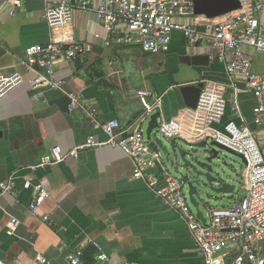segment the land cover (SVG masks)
I'll list each match as a JSON object with an SVG mask.
<instances>
[{
	"label": "crops",
	"instance_id": "crops-1",
	"mask_svg": "<svg viewBox=\"0 0 264 264\" xmlns=\"http://www.w3.org/2000/svg\"><path fill=\"white\" fill-rule=\"evenodd\" d=\"M58 1L24 0L23 7L10 14L9 4L0 0V76L18 74L22 79L0 100V181L13 176L18 192L16 198L0 192V258L6 264H69L67 255L80 248L82 264L198 263L200 253L184 221L150 188L148 178L158 185L162 180L158 168L133 178L132 160L120 149L105 145L89 147L77 157L34 171L29 166L53 146L66 151L84 143L88 136L105 140L103 131L81 109L61 110L56 100L68 93L94 109L97 120L116 118L126 127L143 109L136 92L148 90L162 95L157 125L171 119L181 124L176 138L199 140L207 134L222 138L218 132L223 133L229 121L240 124L231 112L232 90L224 65L215 59L216 52L207 43L188 45L177 31L172 33L168 50L159 54H149L131 43L106 45L108 34L92 11L75 12L69 21L51 27L42 16L48 5ZM204 18L198 16L196 21ZM259 28L264 34V7ZM54 40L65 47L81 46V61L76 65L74 57L55 63V78L65 81L62 91L34 90L29 80L35 71L23 66L24 50ZM243 49L252 56L253 70L264 74V55L249 47ZM196 54L209 55L208 65L193 66L180 60ZM198 81L204 83L202 95L218 94L226 102L224 115L211 130L205 128L204 114L187 107L179 91L180 85ZM237 85L241 113L264 156V126L253 123L255 98L243 80ZM36 91L43 94L45 102L32 99ZM143 130L146 135V128ZM27 180L42 184L48 191L39 209L48 216L47 221L26 212L33 197L32 187L25 186ZM244 180L242 168V189ZM236 198L240 197L233 195L228 205ZM12 218L19 221L14 230ZM100 253L107 261L97 259ZM37 254L46 262L39 263Z\"/></svg>",
	"mask_w": 264,
	"mask_h": 264
},
{
	"label": "built area",
	"instance_id": "built-area-1",
	"mask_svg": "<svg viewBox=\"0 0 264 264\" xmlns=\"http://www.w3.org/2000/svg\"><path fill=\"white\" fill-rule=\"evenodd\" d=\"M10 14L23 7L24 0H5ZM242 8L215 19L204 18L196 21L192 0H60L45 8L43 20L51 27L69 21L78 11H92L102 23L108 36L105 42L131 43L149 54L164 53L168 50L172 33L180 32L188 45L204 41L213 49L215 59L222 63L228 84L232 90L231 112L240 124L229 121L222 138H216L227 148L243 157L244 194L234 199L226 207L209 209L205 222H202L190 208L188 196L181 178L172 175L164 166L161 153L150 147L143 130L149 115L162 107V95L148 90H138L136 96L142 104V111L128 126H121L118 119L101 122L95 117V110L85 105L74 93H68V108L81 109L90 120L105 134L100 141L88 136L84 143L63 151L59 146L40 156L38 162L29 166L31 171L40 167L52 166L89 147L109 146L120 149L133 162V178H142L146 170L158 168L162 174L160 184L149 179L155 197L164 205L175 210L184 221L194 244L200 253V261L194 264H264V156L257 136L246 124L238 104L237 81L243 80L255 98L253 123L264 126V74L252 68V56L243 47H249L264 55V34L259 28V15L264 0H239ZM83 48L79 45L65 47L57 41L45 45H31L24 50L23 66L35 71L29 80L32 89L50 88L63 90L65 81L55 78L54 65L61 59L73 60ZM213 54V53H211ZM214 55V54H213ZM211 56V55H210ZM22 83L18 74L0 76V100ZM203 94L197 102V110L204 114L205 128L221 120L225 112V99L218 94ZM34 101L46 100L40 91L32 95ZM181 124L176 120H163L158 123L156 133L166 139L180 135ZM32 187L33 197L26 208L28 214L47 221L48 216L40 214L39 209L48 197L47 189L40 183L25 181ZM0 192L17 197L14 177L0 181ZM19 221L10 220L12 230ZM35 259L45 263L46 259L37 254ZM97 259L107 261L100 253ZM69 264H82V249L77 248L67 255ZM0 264H6L0 258ZM116 264H134L117 262Z\"/></svg>",
	"mask_w": 264,
	"mask_h": 264
},
{
	"label": "water",
	"instance_id": "water-1",
	"mask_svg": "<svg viewBox=\"0 0 264 264\" xmlns=\"http://www.w3.org/2000/svg\"><path fill=\"white\" fill-rule=\"evenodd\" d=\"M194 12L197 16L215 19L242 8L239 0H192ZM181 62L188 65H208L209 55L183 56ZM81 57L77 55L74 63L78 65ZM204 83L182 84L179 86L180 94L185 105L195 109L200 98ZM62 111H68L70 100L66 96L56 100ZM159 112L151 114L146 127V137L151 138V131L157 126ZM150 147L160 149L171 169L183 180L188 200L195 207L196 216L205 222L202 208L211 209V203L229 201L235 191L238 179L237 169L228 155L241 159L243 157L227 148L212 135H204L199 140L175 138L167 140H151Z\"/></svg>",
	"mask_w": 264,
	"mask_h": 264
},
{
	"label": "rangeland",
	"instance_id": "rangeland-1",
	"mask_svg": "<svg viewBox=\"0 0 264 264\" xmlns=\"http://www.w3.org/2000/svg\"><path fill=\"white\" fill-rule=\"evenodd\" d=\"M143 128H146V123L143 124ZM152 139H153V140H155V139H160V140H162V142H163L164 144L167 142V140H169V139H166V138H164L163 136H161L160 134L155 133V132H153V134H152ZM178 139H179V138H178ZM158 150H159V152L161 153L163 163H164V165L166 166V168L168 169V171H169L172 175H174V176L180 178V177L178 176V174L175 173V172L171 169V167H170V165L167 163V160H166L164 154L162 153V151H161L160 149H158ZM228 157H229V158L231 159V161L233 162V166H235V168L237 169V174H238V179L236 180L235 191H234V193L231 195V197H233V195H234L235 197H237V196H238V197H241V196L243 195V189H242V187H241V185H240V174H241V169L243 168V164H242V162H241V159L238 158V157H236V156L228 155ZM184 191L186 192V188H184ZM230 200H231V198H230ZM230 200H229V201H225V202H224V201H223V202H219V203H211V207H212V208L226 207V206L228 205V202H230ZM188 202H189V200H188ZM189 205H190L191 210H192L193 212H195V211H196V210H195V207H194L193 205H191L190 202H189ZM201 208H202V211H203L204 216L206 217L207 214H208V212H209V209H207V208H203V207H201Z\"/></svg>",
	"mask_w": 264,
	"mask_h": 264
},
{
	"label": "trees",
	"instance_id": "trees-1",
	"mask_svg": "<svg viewBox=\"0 0 264 264\" xmlns=\"http://www.w3.org/2000/svg\"><path fill=\"white\" fill-rule=\"evenodd\" d=\"M92 257H94V256L92 255Z\"/></svg>",
	"mask_w": 264,
	"mask_h": 264
}]
</instances>
